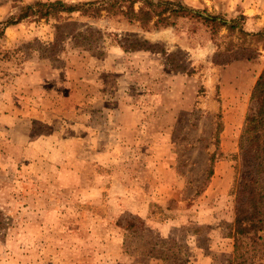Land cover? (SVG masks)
Wrapping results in <instances>:
<instances>
[{
	"label": "rangeland",
	"instance_id": "obj_1",
	"mask_svg": "<svg viewBox=\"0 0 264 264\" xmlns=\"http://www.w3.org/2000/svg\"><path fill=\"white\" fill-rule=\"evenodd\" d=\"M36 1L54 0H0V22ZM181 1L264 32V0ZM251 40L188 17L147 30L75 12L6 27L0 264H233L229 192L251 166L239 136L264 69ZM219 113L227 157L207 181Z\"/></svg>",
	"mask_w": 264,
	"mask_h": 264
},
{
	"label": "trees",
	"instance_id": "obj_2",
	"mask_svg": "<svg viewBox=\"0 0 264 264\" xmlns=\"http://www.w3.org/2000/svg\"><path fill=\"white\" fill-rule=\"evenodd\" d=\"M136 5H138L137 9ZM75 12L92 18H98L105 13L107 16L121 17L137 23L147 30L173 26L179 18H197L209 27L214 38L221 29H225L229 34L236 33L242 43L250 37L264 44V32L250 33L244 30L242 22L238 21V19L244 20L243 15L227 20L221 16L192 9L181 0H92L71 4L62 0L36 1L24 6L18 17L0 22V37L4 35L6 27L17 24L27 17L37 20L48 19L59 13ZM222 129L219 113L215 122V149L208 158L207 181L213 175L215 162L227 157L219 149V135ZM239 149L241 152L251 153V166L247 174L238 172L235 174L229 192L236 204L234 221L228 233L233 239L232 263L262 264L264 261V69L257 77L250 93V107L245 114L244 126L239 136ZM230 158L236 159L237 156L233 153ZM137 220L141 226L144 225L142 219ZM135 227L137 225L134 223L124 225L125 229ZM166 255L161 259H165ZM150 256L156 255L151 252Z\"/></svg>",
	"mask_w": 264,
	"mask_h": 264
}]
</instances>
